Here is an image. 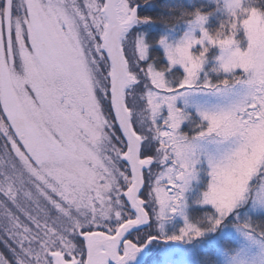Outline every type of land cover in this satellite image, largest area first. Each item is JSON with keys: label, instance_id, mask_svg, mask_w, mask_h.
Returning <instances> with one entry per match:
<instances>
[{"label": "snow or ice", "instance_id": "1", "mask_svg": "<svg viewBox=\"0 0 264 264\" xmlns=\"http://www.w3.org/2000/svg\"><path fill=\"white\" fill-rule=\"evenodd\" d=\"M0 264H264V0H0Z\"/></svg>", "mask_w": 264, "mask_h": 264}]
</instances>
